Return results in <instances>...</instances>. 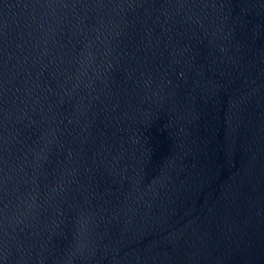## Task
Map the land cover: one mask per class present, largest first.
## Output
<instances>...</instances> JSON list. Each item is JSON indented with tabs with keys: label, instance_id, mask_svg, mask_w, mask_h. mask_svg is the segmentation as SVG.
I'll return each instance as SVG.
<instances>
[{
	"label": "water",
	"instance_id": "obj_1",
	"mask_svg": "<svg viewBox=\"0 0 264 264\" xmlns=\"http://www.w3.org/2000/svg\"><path fill=\"white\" fill-rule=\"evenodd\" d=\"M0 264H264V0H0Z\"/></svg>",
	"mask_w": 264,
	"mask_h": 264
}]
</instances>
